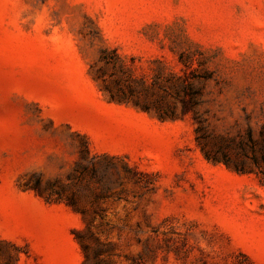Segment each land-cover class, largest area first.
I'll return each instance as SVG.
<instances>
[{"label": "rangeland", "instance_id": "1", "mask_svg": "<svg viewBox=\"0 0 264 264\" xmlns=\"http://www.w3.org/2000/svg\"><path fill=\"white\" fill-rule=\"evenodd\" d=\"M176 82L198 104L162 121ZM249 129L264 146V0H0V237L18 264L39 220L65 219L47 205L73 214L81 264H264L263 176L202 151Z\"/></svg>", "mask_w": 264, "mask_h": 264}, {"label": "trees", "instance_id": "2", "mask_svg": "<svg viewBox=\"0 0 264 264\" xmlns=\"http://www.w3.org/2000/svg\"><path fill=\"white\" fill-rule=\"evenodd\" d=\"M102 61L109 63L104 57H102ZM173 88L178 95L176 99L182 104V111L179 113L176 106L174 108L169 107V109L167 108L164 110L163 103L158 101V104L154 106V109L156 111L157 117L162 121L167 119L177 120L180 118H185L191 111H194L198 104L196 100L197 94L194 92L191 85L176 82L173 84ZM106 91L109 92L107 88ZM111 99H118L117 101L123 103L132 102L136 107H142L145 111L153 110V108L147 104H140L138 100L134 98L131 99L126 96H116L115 94L111 93ZM77 136L81 137L83 140L80 146V161L78 162V167L85 172L89 171L91 168V171L95 174L97 171V161L99 156L92 155L90 143L86 136L80 133H77ZM217 140L218 141H213V145L216 147V151L214 153H210L205 148H202L205 157L209 161L215 164L223 163L227 167H232L234 171L240 174L247 173L246 167L247 165H251L258 171L257 173L261 174L264 178V146H262V144L259 146V141L255 140L251 129L248 130L247 135L239 134L236 137H219ZM231 151H235V158L232 156V154H230ZM247 160L249 161L248 163ZM83 162H87L86 165ZM128 172H131L130 168L128 169ZM46 201L48 203L53 202L50 197H47ZM5 247H11L15 251V260L13 263H11V257L7 254ZM22 252L23 247L6 241L0 237V257H5V262L3 264H18L22 258Z\"/></svg>", "mask_w": 264, "mask_h": 264}, {"label": "crops", "instance_id": "3", "mask_svg": "<svg viewBox=\"0 0 264 264\" xmlns=\"http://www.w3.org/2000/svg\"><path fill=\"white\" fill-rule=\"evenodd\" d=\"M55 207L64 211L65 219L39 220L28 237L35 264H81L80 249L68 221L73 214L61 206H44L47 210Z\"/></svg>", "mask_w": 264, "mask_h": 264}]
</instances>
